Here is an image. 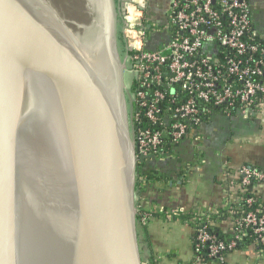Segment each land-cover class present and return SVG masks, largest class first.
Listing matches in <instances>:
<instances>
[{
  "label": "water",
  "instance_id": "water-1",
  "mask_svg": "<svg viewBox=\"0 0 264 264\" xmlns=\"http://www.w3.org/2000/svg\"><path fill=\"white\" fill-rule=\"evenodd\" d=\"M84 1L0 0V264H142L119 0Z\"/></svg>",
  "mask_w": 264,
  "mask_h": 264
},
{
  "label": "built area",
  "instance_id": "built-area-1",
  "mask_svg": "<svg viewBox=\"0 0 264 264\" xmlns=\"http://www.w3.org/2000/svg\"><path fill=\"white\" fill-rule=\"evenodd\" d=\"M146 4L147 0H119L118 28L125 65L136 83L130 96L131 133L138 159L145 160L164 137L180 142L197 131L202 102L238 103L239 112L246 114L264 95V49L251 42L253 36L246 37L252 29L247 0H170L164 17L151 21L145 14ZM224 179L228 188L238 190L226 205L251 206L253 193L244 197L240 193L264 180V171L243 164L236 179L226 169ZM211 212L215 210L205 213ZM236 213L237 217H230V240L219 239L204 225L195 230L190 264H227V252L244 236H253L255 245L264 244V210ZM136 214H141L143 224L150 218L138 205ZM142 264L158 263L145 259Z\"/></svg>",
  "mask_w": 264,
  "mask_h": 264
},
{
  "label": "crops",
  "instance_id": "crops-1",
  "mask_svg": "<svg viewBox=\"0 0 264 264\" xmlns=\"http://www.w3.org/2000/svg\"><path fill=\"white\" fill-rule=\"evenodd\" d=\"M170 0H148L150 10L166 12ZM252 29L264 40V0H247ZM152 18V17H150ZM148 16V21H151ZM156 18V16L154 17ZM245 123L238 128L216 126L213 116L209 122L202 123L197 131L181 140L173 149V156L164 158L148 157L145 168L159 169L173 179L177 173L185 175L182 184H160L146 187L136 194V205L147 209L168 211L167 221H174L170 213L174 211H207L224 207L227 201L233 202L237 188H228L224 182L225 169L231 171L233 179L243 164L255 166L264 171V100L255 103L246 113H239ZM186 166V167H185ZM181 174V175H183ZM251 192L264 205V180L252 184ZM160 218H152L156 220ZM176 225V224H174ZM178 226V225H177ZM230 218L220 224L223 232L229 233ZM189 228V227H187ZM149 245L158 264H187L193 253L184 249L179 256L172 255L168 242H162L156 222L147 226ZM192 249L193 229L188 230ZM168 251V252H167ZM145 244V254H146ZM149 257V254L144 255ZM227 264H264V251L255 244L246 249H234L228 253ZM207 264H214L209 262Z\"/></svg>",
  "mask_w": 264,
  "mask_h": 264
},
{
  "label": "trees",
  "instance_id": "trees-1",
  "mask_svg": "<svg viewBox=\"0 0 264 264\" xmlns=\"http://www.w3.org/2000/svg\"><path fill=\"white\" fill-rule=\"evenodd\" d=\"M118 1V0H117ZM254 32L253 29L246 35V37H251L253 36V41L251 42H256L259 44V49H264V40H262L258 35H252ZM118 40L122 43V39L120 36V33H118ZM124 50V48H123ZM259 58H261V54L259 52ZM136 88V83L132 81L131 83V89L134 91ZM180 96H183V94H180ZM264 100V95H262L259 98V101ZM167 103V101H165ZM199 117H200V122L201 123H206L209 122V120L215 116V115H226L228 117L231 116H236L239 114V104L235 103L232 106L229 105H220V106H215L212 105L211 103H204L202 102L199 105ZM195 126H192L189 128V133L192 129H194ZM199 127L197 126L196 129ZM179 142H174L172 139L168 136L164 137L162 139L161 144L158 146L157 150L152 154L153 157L155 158H164L166 156H173V149L174 147L178 144ZM186 167V166H185ZM183 173L179 172L177 173L176 177L173 179L171 176L168 174L160 171L159 169H148L145 168V159H138L137 162V168H136V184H135V193L139 194L143 190H145L146 187H149L151 185H160V184H167V185H174V184H182L185 179V175H181ZM245 188L246 190L240 195L242 197L247 196V195H252L251 193V188ZM253 204L251 206H246L244 202H237L235 204H229L228 206L226 205L225 207H220L216 208L215 212H211L209 214L205 213L206 211H185V212H179V211H174L170 213V215L173 216V219H180L182 223L189 225L193 229L192 233V243H194V238H195V230L199 228L200 226L204 225L206 226L208 232L213 233L216 235L219 239L227 241L232 238V235L230 233L223 232L220 229V224L223 221H226L230 217H237L238 214L236 212H240L241 209H263L264 210V205L259 202L258 198L254 197ZM140 208H142V205H139ZM143 209L147 210L149 212L150 218L147 220L145 224L141 222V214H136V224L138 227L141 228L142 231V237H143V242L146 244V254H149V257L143 256V258L148 259L151 263H157L156 260H154V256L152 255L150 245H149V238H148V231H147V225L151 221L152 218H160V217H165L168 211L164 210H156V209ZM236 214L231 215V211H234ZM254 237L253 236H244L241 238V240L237 241V244L234 249H246L249 245L255 243L254 242ZM256 247L258 250L264 251V244L257 243L256 242ZM233 249V250H234ZM232 251V250H231ZM231 251H228L227 253H230ZM205 252H202V255H204ZM144 254V255H146ZM200 254V253H199ZM203 261H207L206 259H203ZM192 261L188 262L187 264H190Z\"/></svg>",
  "mask_w": 264,
  "mask_h": 264
},
{
  "label": "rangeland",
  "instance_id": "rangeland-1",
  "mask_svg": "<svg viewBox=\"0 0 264 264\" xmlns=\"http://www.w3.org/2000/svg\"><path fill=\"white\" fill-rule=\"evenodd\" d=\"M50 2L52 1L55 5V9L57 14L61 18H66V19H72L75 23H79L83 25L88 24L89 22V11L88 7L86 5V2L84 0H49ZM164 9L161 10L163 12ZM86 20V21H85ZM119 45L121 46V57H124V51L121 43L119 42ZM124 80L126 86H128V91H126V99H127V106L128 109L130 110V96L134 93V91L131 89V83H132V75L131 72L129 71V67L127 65V68L124 70ZM248 112V111H247ZM246 112V113H247ZM216 121H214L213 124L219 123L216 126H222V124L229 125L235 128H238L240 126H243L245 123V119H243L240 115L236 116H231L228 117L226 115H216L215 117ZM136 195V193H135ZM135 202H136V196H135ZM174 221H167L166 219H154L151 220L150 223L156 222L159 234L162 238V242H168L169 244V251L173 255H176L175 257L179 256L180 252H183L184 249H187V252L191 253V244H190V235L188 233V230L190 228L189 225L182 223L180 219H175ZM176 224V225H174ZM137 225V224H136ZM178 225V226H177ZM149 226V224L147 225ZM189 227V228H187ZM137 238H138V244H139V250L141 254V258L144 261L146 258H143L145 254V242H143V237H142V231L141 228L137 226ZM168 252V251H167Z\"/></svg>",
  "mask_w": 264,
  "mask_h": 264
},
{
  "label": "flooded vegetation",
  "instance_id": "flooded-vegetation-1",
  "mask_svg": "<svg viewBox=\"0 0 264 264\" xmlns=\"http://www.w3.org/2000/svg\"><path fill=\"white\" fill-rule=\"evenodd\" d=\"M145 14H146V16H148L149 18L150 17H152V18H150L151 20L152 19H161V18H163L164 17V12H159V13H156V11L155 10H150L149 9V6H148V0H147V4H146V9H145ZM156 16V18H154ZM118 33H119V29H118ZM118 44H119V40H118ZM121 46L119 45V51H120V56H121ZM128 86H126V90L128 91Z\"/></svg>",
  "mask_w": 264,
  "mask_h": 264
},
{
  "label": "bare ground",
  "instance_id": "bare-ground-1",
  "mask_svg": "<svg viewBox=\"0 0 264 264\" xmlns=\"http://www.w3.org/2000/svg\"><path fill=\"white\" fill-rule=\"evenodd\" d=\"M72 50V49H71Z\"/></svg>",
  "mask_w": 264,
  "mask_h": 264
}]
</instances>
